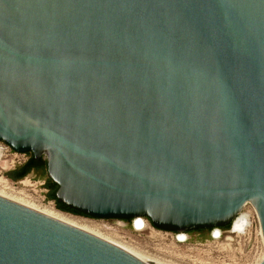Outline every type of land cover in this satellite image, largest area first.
Returning <instances> with one entry per match:
<instances>
[{"label": "water", "instance_id": "95a60500", "mask_svg": "<svg viewBox=\"0 0 264 264\" xmlns=\"http://www.w3.org/2000/svg\"><path fill=\"white\" fill-rule=\"evenodd\" d=\"M0 143L65 213L190 232L249 202L264 238V0H0ZM0 264L156 263L0 196Z\"/></svg>", "mask_w": 264, "mask_h": 264}, {"label": "rangeland", "instance_id": "374dc122", "mask_svg": "<svg viewBox=\"0 0 264 264\" xmlns=\"http://www.w3.org/2000/svg\"><path fill=\"white\" fill-rule=\"evenodd\" d=\"M4 147L5 158L8 166L0 168V192L11 195V189L24 192L27 199L35 203H51L60 210L55 201L47 198L49 175L47 167L39 171H32L20 180H12L8 173L18 169L30 158L31 154L13 152L12 148L0 143ZM47 159L46 155H43ZM8 183L10 188L4 186ZM4 187V188H3ZM4 190H3V189ZM7 189V190H6ZM15 194V193H14ZM31 197V198H30ZM35 200V201H34ZM63 212V211H62ZM69 214V213H68ZM71 215V214H70ZM93 222L103 227V236L119 242L122 245L132 247L147 257L167 264H259L264 258V240L259 231L258 223H255L251 233L245 240L232 238L225 234L219 241H213L210 237L211 230L187 233L189 241L185 244L177 243L175 235L158 233L153 235L150 231L145 233L135 232L130 225L118 231L110 227L116 226L115 219L101 221L84 215H73ZM227 228V227H226ZM180 232H177L178 234ZM254 252H256L254 254ZM257 257L250 263V259Z\"/></svg>", "mask_w": 264, "mask_h": 264}, {"label": "bare ground", "instance_id": "6f19581e", "mask_svg": "<svg viewBox=\"0 0 264 264\" xmlns=\"http://www.w3.org/2000/svg\"><path fill=\"white\" fill-rule=\"evenodd\" d=\"M4 153H5L4 147L2 145H0V168H2V169H5L8 166V160L5 158ZM3 183H4V186H6L7 188L11 187V186L10 187L8 186V183H6V182H3ZM10 189H11V195H10V193L7 195L6 192H5V194L0 192V196L7 198L11 201H14L16 203H19L21 205H24L30 209H33L37 212L45 214L49 217H52L54 219H57L59 221H62V222L67 223L69 225H72L74 227H77L81 230H84L86 232H89L91 234L99 236V237H101V238H103V239H105L111 243H114L115 245H117V246H119V247H121V248H123L129 252H132V253H134L138 256H141V257H143L149 261H152L156 264H167V263L159 262V261H157V259L156 260L151 259V258L147 257L146 255H144L143 253L135 250L132 247L122 245L119 242H115V241L103 236V232H102L103 227L101 225H99L97 222H93L89 219L73 216V215H70L68 213L62 212V211L56 209L55 206H53V204H51V203H48V204H46V203H35V202L31 201L30 199H27L26 195L23 194L24 192H18L19 190L16 192V191H14V188H13V190H12V188H10ZM135 223H136L137 229H141L144 225V222L138 218H136ZM180 239H185L184 234H180Z\"/></svg>", "mask_w": 264, "mask_h": 264}, {"label": "built area", "instance_id": "2783aa9c", "mask_svg": "<svg viewBox=\"0 0 264 264\" xmlns=\"http://www.w3.org/2000/svg\"><path fill=\"white\" fill-rule=\"evenodd\" d=\"M138 219L144 222V225L141 229H137L136 227V223H135L136 218L132 220H128L129 221L128 225H130L132 229L137 233H145L146 231H150L151 233H153V235H157L158 233H160L162 236L163 234H171V235H175V239L177 243L185 244L189 241V238L187 235L188 232H180L176 234L177 232H174V231L155 229V226L147 218H138ZM97 220L105 221L104 219H97ZM115 221H116V226H113L110 228L114 230H118V231H121L127 228V220L115 219ZM255 223H258L257 215H256L255 209L253 208L252 204L248 202L245 204L242 211L232 220V222L227 228L218 227V228L211 229L210 237L213 241H219L220 239H222V237L225 234H230L232 238H235L238 240H245L247 236H249V234L251 233ZM259 231H260V228H259ZM180 234H184L185 239H180ZM255 253L256 252H254V254ZM254 254L250 259V263L257 258L255 257Z\"/></svg>", "mask_w": 264, "mask_h": 264}, {"label": "trees", "instance_id": "16d2710c", "mask_svg": "<svg viewBox=\"0 0 264 264\" xmlns=\"http://www.w3.org/2000/svg\"><path fill=\"white\" fill-rule=\"evenodd\" d=\"M33 160L34 159H32V161ZM32 161H30L27 164H24L21 168L16 169V170L8 173V176L12 180H20V179L24 178L25 176H27V174L29 173V171L31 169ZM41 166H42V168H45V167H47V164L44 163ZM47 188L49 189V191L47 193V198L49 200L55 201L56 206L59 209L64 210V211H67V212H71V213H74V214H80L79 212H77V211H75L73 209H70L68 206H66L65 204H63L60 201H58L57 196H56V191L58 189V186L51 179L48 180Z\"/></svg>", "mask_w": 264, "mask_h": 264}, {"label": "flooded vegetation", "instance_id": "af4514ba", "mask_svg": "<svg viewBox=\"0 0 264 264\" xmlns=\"http://www.w3.org/2000/svg\"><path fill=\"white\" fill-rule=\"evenodd\" d=\"M32 159H34V160L32 161ZM30 161H32V165H31V169H30V171H29L28 174H30L32 171H35L36 172V171L41 170L42 169V166L41 165H43L44 163L47 164V159H44L43 156H41L40 160H36L35 157H34V155L32 153H31L30 158L25 162V164L29 163ZM23 165H21L19 168H21ZM202 231H204V230H202V229L201 230H194V231H190L188 233H192V232H202Z\"/></svg>", "mask_w": 264, "mask_h": 264}]
</instances>
